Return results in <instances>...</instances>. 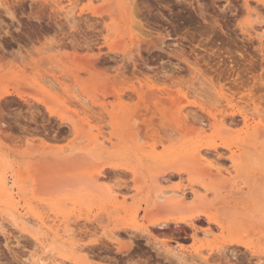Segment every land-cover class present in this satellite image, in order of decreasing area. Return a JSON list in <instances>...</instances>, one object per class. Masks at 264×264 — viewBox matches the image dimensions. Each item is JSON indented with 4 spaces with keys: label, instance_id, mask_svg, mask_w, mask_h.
Wrapping results in <instances>:
<instances>
[{
    "label": "rangeland",
    "instance_id": "1",
    "mask_svg": "<svg viewBox=\"0 0 264 264\" xmlns=\"http://www.w3.org/2000/svg\"><path fill=\"white\" fill-rule=\"evenodd\" d=\"M23 5H11L18 22L0 15V179L25 189L15 213L44 216L30 232L56 243L64 264H258L264 131L254 115L264 113V0ZM147 86L166 92L148 96ZM175 96L192 112L183 124ZM208 110L235 122L222 129ZM234 153L239 169L219 175L216 166L231 169ZM177 187L187 201L159 200L162 188ZM4 200L7 223L14 210ZM64 220L76 234L48 227ZM6 228L0 264H31L38 245L29 229Z\"/></svg>",
    "mask_w": 264,
    "mask_h": 264
},
{
    "label": "bare ground",
    "instance_id": "2",
    "mask_svg": "<svg viewBox=\"0 0 264 264\" xmlns=\"http://www.w3.org/2000/svg\"><path fill=\"white\" fill-rule=\"evenodd\" d=\"M13 1V2H12ZM11 1V3L13 4V6H19V7H23L24 5H23V2H24V4H25V0H12ZM33 1V0H32ZM180 1V0H179ZM195 1V0H194ZM197 1V0H196ZM199 2V1H198ZM233 2V1H232ZM10 3V4H11ZM201 3V2H200ZM9 3H8V5L7 4H0V7H2V9H1V11H0V15L3 17L4 15L5 16H7V17H9L11 20H16L17 22L19 21V18L17 17V15H16V13H15V10H14V8L10 5ZM14 4H17V5H14ZM166 4H168V3H166ZM199 4V3H198ZM230 4H233V3H231L230 2ZM143 5V4H142ZM161 5H162V3H161ZM194 5V4H193ZM203 5V4H202ZM205 5V4H204ZM141 6V5H140ZM189 6H191V5H189ZM196 6V5H195ZM147 7V6H146ZM199 7V6H198ZM198 7H196V8H198ZM202 8V11H199L202 15L206 12H204L203 11V6H201ZM232 7H233V5H232ZM55 8V10H56V7H54ZM140 7H138V5H135V13H136V15H141L140 13H141V10L139 9ZM226 8V7H225ZM223 9V8H222ZM229 9V8H228ZM233 9V8H232ZM170 10V9H169ZM168 10V11H169ZM176 10V9H175ZM224 10V9H223ZM198 11V10H197ZM232 11V10H231ZM204 12V13H203ZM217 12V11H216ZM223 12V11H222ZM199 13V14H200ZM100 14V13H99ZM113 14V13H112ZM152 14H153V12H152ZM181 14V13H180ZM206 14V13H205ZM209 14H211V13H209ZM22 15V14H21ZM168 15V14H167ZM208 15V14H207ZM220 15H222V14H220ZM229 15V14H228ZM185 16V15H184ZM201 16V15H200ZM224 16V15H223ZM79 17H80V15H79ZM166 17V16H165ZM171 17V16H170ZM74 18V17H73ZM162 18H164V17H162ZM188 18V17H187ZM190 18V17H189ZM201 18V17H200ZM77 19V18H76ZM167 19V18H166ZM175 19V18H174ZM86 20V19H85ZM205 20V19H204ZM2 21H4L1 17H0V22H2ZM213 21H218L217 19H214ZM38 22V21H37ZM166 22V21H165ZM216 22H215V24H216ZM20 23V22H19ZM169 23V22H168ZM141 24V23H140ZM139 24V25H140ZM211 24V23H210ZM220 24V23H219ZM1 25V24H0ZM20 25V24H19ZM161 25V24H160ZM141 26V25H140ZM145 26V25H144ZM93 27H94V25H93ZM19 28V27H18ZM92 28V27H91ZM90 29V28H89ZM216 29V28H215ZM8 31V30H7ZM17 31V30H16ZM22 31V30H21ZM195 31V30H194ZM9 32V31H8ZM56 33V32H55ZM149 33V32H148ZM193 33H195V32H193ZM9 34V33H8ZM210 34V33H209ZM29 38V37H28ZM74 42V41H73ZM152 42V41H151ZM164 42V41H163ZM261 44L262 45H264V40L261 38ZM18 43V42H17ZM85 43V42H84ZM88 44V43H87ZM91 44V43H90ZM155 44V43H154ZM19 45V44H18ZM150 47V46H149ZM256 48V47H255ZM263 48H264V46H263ZM3 49H5V48H3ZM264 50V49H263ZM228 51V50H227ZM25 56V55H24ZM103 56V55H102ZM101 56V57H102ZM20 57V56H19ZM3 58V57H2ZM90 61V60H89ZM91 62V61H90ZM92 63H93V61H92ZM96 65V64H95ZM167 72V71H166ZM163 73V72H162ZM176 73V72H175ZM239 73V72H238ZM199 75V74H198ZM198 75H196V78H197V76ZM174 76V75H173ZM200 76V75H199ZM198 76V77H199ZM161 77V76H160ZM173 78H175V77H173ZM257 78V77H256ZM195 79V78H194ZM200 79V78H199ZM241 79V78H240ZM196 80V79H195ZM205 81V80H204ZM251 82V81H250ZM259 82V81H258ZM257 82V83H258ZM201 84H202V82H200ZM205 83V82H204ZM208 83V82H207ZM242 83V82H241ZM254 84H256V83H254ZM259 86V85H258ZM144 87L145 86H142L141 88H139V89H144ZM203 87V86H202ZM147 90H146V94H148V93H150V94H152L153 93V95H164L165 94V92H166V90H163V89H152L151 88V86H147ZM254 88V87H253ZM139 89H136V91L138 92V90ZM198 89V88H197ZM208 89V88H207ZM206 88H205V90H207ZM231 89H233V88H231ZM239 89V88H238ZM169 90V89H168ZM204 90V91H205ZM253 90V89H252ZM251 90V91H252ZM140 91V90H139ZM8 92H10L9 90L6 92V93H8ZM142 92V91H141ZM152 92V93H151ZM210 92V91H209ZM6 93H5V95H6ZM155 93V94H154ZM169 94H170V96L172 97V96H174L173 95V93L172 92H168ZM175 93V92H174ZM237 93V92H236ZM258 94V93H257ZM257 94H256V96H257ZM74 96H75V94H73ZM204 95H205V93H204ZM148 96H149V94H148ZM253 96V95H252ZM251 96V97H252ZM263 96V95H262ZM84 97V96H83ZM82 97V98H83ZM147 97V96H146ZM154 97V96H153ZM174 98H178V97H174ZM183 99H185V100H181V98L179 97L178 98V102H179V104H181V107H180V110H179V115L178 116H180L179 117V123H185V122H188V113H192V112H188L189 111V109L187 108L188 106H185L184 104L186 103V98L184 97ZM84 103L85 104H87V105H90L91 106V104H90V102L88 101V99L87 98H84ZM188 101V100H187ZM92 102V101H91ZM93 108V107H92ZM204 109H206V107L204 108ZM188 110V111H187ZM190 110H192V109H190ZM213 111V110H212ZM208 112H209V110H208ZM195 113V112H194ZM200 113V112H199ZM201 115V114H200ZM199 115V116H200ZM209 120L211 121V124H214V125H218L219 127H221L222 129L224 128H227L228 129V127L230 128L231 126H232V124H234V123H232V121H233V119H228V116L229 115H227V113L225 114H223V113H215L214 111H213V113L212 112H209ZM241 115H242V117H243V120H244V122H245V124H247V126L249 127V125H248V122H249V114H247L246 113V111H241ZM192 116V115H191ZM254 116H256V117H258L259 119H258V122H257V124H255V130L256 131H260L261 132V129H263V131H264V113H262V114H256V115H254ZM204 118V117H203ZM230 118V117H229ZM195 120H197V119H195ZM200 120H202V119H200ZM205 120H207V119H205ZM191 121V120H190ZM192 122V121H191ZM197 123L196 124H204L203 122H199V121H196ZM233 122H235V121H233ZM192 123H194V122H192ZM192 123H189V125H191ZM182 124H181V126H182ZM210 124V125H211ZM171 125V124H170ZM188 127V126H187ZM246 127V126H245ZM229 130V129H228ZM100 135H101V137L103 138L104 137V135H103V132H101V133H99ZM101 139V138H100ZM231 144V143H230ZM229 144V145H230ZM227 145V144H226ZM227 148H230V147H227ZM237 148V147H236ZM213 149H215V150H217V146H214L213 145ZM238 149V148H237ZM199 151H197V156H199V160H204V157L207 155H205L204 154V152H202V150H200V149H198ZM214 152V151H213ZM237 152V151H236ZM216 154H217V152H216ZM219 154V153H218ZM239 154V153H238ZM196 155V154H195ZM211 155V154H210ZM196 156V157H197ZM208 157V156H207ZM215 157V156H214ZM241 157L242 156H238V155H235V153H234V155L232 154V156L230 157L229 156V158H230V163H231V169H228V168H226V170H224V169H222L221 167H219V166H216V172L217 173H219V175L221 174H223V171L224 172H226V173H228V174H232L233 173V170H237V169H239V166L241 165ZM198 158V157H197ZM220 158V157H219ZM217 159H218V157H217ZM219 160H221V159H219ZM218 161V160H217ZM215 162V161H214ZM222 163V162H221ZM263 164V163H262ZM263 166H264V164H263ZM262 166V167H263ZM212 169V168H211ZM215 170V169H214ZM180 172V171H179ZM185 174V173H184ZM225 175V174H224ZM165 177V176H164ZM165 180H168V177L165 179ZM245 180V179H244ZM241 182V181H240ZM245 182V181H244ZM183 187H185V186H183ZM182 187V188H183ZM180 188V187H177V188H172V189H168V188H162L161 190H160V192L158 193V198H159V200H162L164 197H166V195L167 194H172V197H169V199L167 200V203L170 205L172 202H173V200L175 199V197H180L183 201H187V200H185V199H187V194H186V192H185V189L183 188ZM199 189V188H198ZM25 189H24V187L23 186H20V185H18V184H16V182L15 181H12V184L10 183V181L7 179V178H1L0 179V195H1V197H4L5 198V200H4V204H6L7 206H10V208H12V210H14L13 211V213H11L9 216L11 217L10 219H9V222H7V223H11L12 224V226H14V227H16V229H29V232H30V230L32 231L33 230V228H35V221L36 220H38V218L40 219V220H42L43 221V223H45V221L46 220H44L43 219V217H37L36 218V214H34V215H32L31 213H30V210H31V208H30V210L28 211H25V213H15V210L16 211H19V202H20V199H21V197H24L23 195H22V193L23 192H25L24 191ZM122 191V190H121ZM120 190H114V193H115V198H118V196H120V194H122V192H121ZM159 191V190H158ZM239 191V190H238ZM193 194H194V196H197L198 195V191L193 187L192 188V191H191ZM24 194V193H23ZM190 195V194H189ZM180 199V200H181ZM181 200V201H182ZM161 203V201H158V203H157V205H159ZM8 208V207H7ZM9 210V209H8ZM12 210L10 211V212H12ZM31 211H33V210H31ZM7 214H6V212L0 207V231H7L6 229V225H7V223H5L6 221H4L5 220V216H6ZM206 215V214H205ZM208 217V216H207ZM181 218V217H180ZM185 218V217H184ZM192 219V218H191ZM55 220V219H54ZM211 220V219H210ZM67 220H64L62 223H57L56 225L54 224H50L51 223V221L48 223V222H46V224L48 223V227L50 228V229H52V230H54L57 234H61V236L62 235H68V236H73V234H76L75 233V230L71 227V225L70 224H68L67 222H66ZM32 222H34V225H33V223ZM56 222H57V220H56ZM5 223V224H4ZM32 223V224H31ZM176 223V222H175ZM45 224V225H46ZM50 224V225H49ZM29 226V227H26V226ZM222 225V224H221ZM32 226H34V227H32ZM8 227V226H7ZM101 227H102V225H101ZM100 227V228H101ZM224 227V226H223ZM105 228V227H104ZM9 229V228H8ZM27 231V230H26ZM99 231H100V229H99ZM101 231H104V230H101ZM28 232V231H27ZM77 232V231H76ZM106 231H104V233H105ZM114 232V231H113ZM150 232V231H149ZM159 232V231H158ZM3 233H5V232H3ZM116 233V232H115ZM30 234L32 235V237L34 238V240L36 241V244L38 245V248L35 250V251H33L32 253H31V264H64V262L65 261H63V260H59V256H61V257H65V253H61V252H59V251H56L55 250V247L57 248V246H55V244L54 243H52L51 245H49V244H47L46 243V241H45V239L43 238V237H41V236H39V234H38V232L36 233L35 232V230H34V232H30ZM108 235V234H107ZM109 236H111V237H113V240H115L116 241V239L117 238H114L115 236H116V234H114V233H112V234H110L109 233ZM150 236V235H149ZM147 237V238H150V237ZM111 239V238H110ZM118 240V239H117ZM169 243V242H168ZM59 244V243H58ZM176 244V243H175ZM60 246H62V245H60ZM76 246V245H75ZM78 246V245H77ZM82 246V245H81ZM62 248V247H61ZM67 248V247H66ZM64 250V249H63ZM82 250V249H81ZM171 250V249H170ZM169 250V251H170ZM173 252H175V254H177V253H179L178 251L176 252L175 250L173 251ZM70 258V257H69ZM69 264H78V262L76 263V261L73 259V257L69 260ZM258 264H264V258H262V257H259L258 258Z\"/></svg>",
    "mask_w": 264,
    "mask_h": 264
}]
</instances>
